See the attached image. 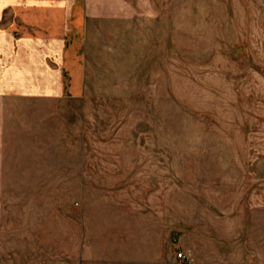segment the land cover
I'll return each instance as SVG.
<instances>
[{"label":"rangeland","instance_id":"obj_1","mask_svg":"<svg viewBox=\"0 0 264 264\" xmlns=\"http://www.w3.org/2000/svg\"><path fill=\"white\" fill-rule=\"evenodd\" d=\"M81 4L83 92L22 112L0 264H264V0Z\"/></svg>","mask_w":264,"mask_h":264},{"label":"crops","instance_id":"obj_2","mask_svg":"<svg viewBox=\"0 0 264 264\" xmlns=\"http://www.w3.org/2000/svg\"><path fill=\"white\" fill-rule=\"evenodd\" d=\"M82 0H0V194L8 148L27 145L30 102L81 97L85 14ZM20 15L21 30L14 26Z\"/></svg>","mask_w":264,"mask_h":264},{"label":"built area","instance_id":"obj_3","mask_svg":"<svg viewBox=\"0 0 264 264\" xmlns=\"http://www.w3.org/2000/svg\"><path fill=\"white\" fill-rule=\"evenodd\" d=\"M178 258H182V259H185V256H183L182 254H178L177 256Z\"/></svg>","mask_w":264,"mask_h":264}]
</instances>
